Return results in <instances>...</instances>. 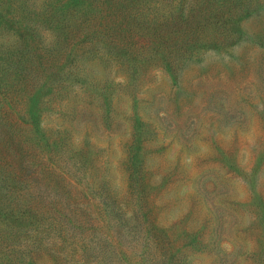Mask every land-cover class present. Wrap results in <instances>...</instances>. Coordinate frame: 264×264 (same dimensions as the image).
I'll use <instances>...</instances> for the list:
<instances>
[{"label": "rangeland", "instance_id": "374dc122", "mask_svg": "<svg viewBox=\"0 0 264 264\" xmlns=\"http://www.w3.org/2000/svg\"><path fill=\"white\" fill-rule=\"evenodd\" d=\"M0 264H264V0H0Z\"/></svg>", "mask_w": 264, "mask_h": 264}]
</instances>
